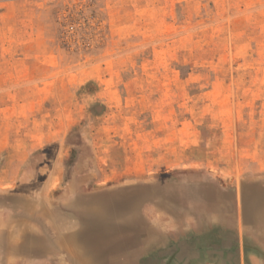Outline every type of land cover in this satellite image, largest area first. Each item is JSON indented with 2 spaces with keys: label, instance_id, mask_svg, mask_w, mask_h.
<instances>
[{
  "label": "rangeland",
  "instance_id": "obj_1",
  "mask_svg": "<svg viewBox=\"0 0 264 264\" xmlns=\"http://www.w3.org/2000/svg\"><path fill=\"white\" fill-rule=\"evenodd\" d=\"M189 185L230 208L161 195ZM138 189L124 264H264V0H0V233Z\"/></svg>",
  "mask_w": 264,
  "mask_h": 264
},
{
  "label": "bare ground",
  "instance_id": "obj_2",
  "mask_svg": "<svg viewBox=\"0 0 264 264\" xmlns=\"http://www.w3.org/2000/svg\"><path fill=\"white\" fill-rule=\"evenodd\" d=\"M223 193L189 185L164 189L161 195L173 196L185 208L213 210L220 216L222 211L230 208L229 203L222 199ZM154 195L153 192L143 194L138 189L120 195H90L84 201L78 196L63 208L48 200L45 203L54 211L49 227L52 232L57 231L56 241L29 233L24 223H21L23 226L18 224L14 232H8L6 236L0 233V264H43L45 261L56 264H90V261L124 264L134 257L140 246H151L149 242L154 240L153 228L140 212L142 202ZM252 205L247 200L246 212L251 211ZM171 212L177 219L183 214L180 209H172ZM74 220H79L83 226L71 223ZM78 238H82V246L76 244ZM85 252L89 257H83Z\"/></svg>",
  "mask_w": 264,
  "mask_h": 264
}]
</instances>
